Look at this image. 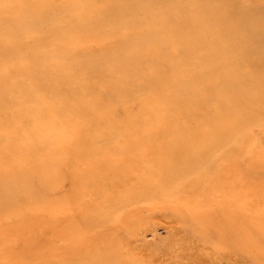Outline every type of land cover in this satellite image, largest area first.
Instances as JSON below:
<instances>
[{"label": "rangeland", "instance_id": "1", "mask_svg": "<svg viewBox=\"0 0 264 264\" xmlns=\"http://www.w3.org/2000/svg\"><path fill=\"white\" fill-rule=\"evenodd\" d=\"M0 116V179L11 183L2 177L10 165L1 161L5 149L13 162L34 165L21 168L30 174L26 183L18 180L23 195L34 194L23 200L26 211H0V264H74L81 253L88 256L79 242L82 198L69 192L80 186L82 170H93L94 153L116 144L127 147L128 157L160 150L165 163L182 159L178 147L204 165L235 155V178L250 197L242 216L253 212L264 233V0H0ZM68 138L80 139L73 147L86 161L77 162L72 151L69 167L38 168L44 155L68 157L56 155ZM191 141L203 153L193 152ZM71 167L73 175H62ZM181 200L173 203L181 214L169 226L153 219L139 246L173 248L166 264H264L261 250L254 257L235 251L230 234L200 233L206 231L200 204L188 195ZM44 203L51 207L44 210ZM97 230L96 242L109 243L110 234Z\"/></svg>", "mask_w": 264, "mask_h": 264}, {"label": "bare ground", "instance_id": "2", "mask_svg": "<svg viewBox=\"0 0 264 264\" xmlns=\"http://www.w3.org/2000/svg\"><path fill=\"white\" fill-rule=\"evenodd\" d=\"M18 104L20 105V103ZM19 108L17 110H19L18 112L20 113ZM50 109L51 112L52 109L54 108H50ZM53 111L55 112V109ZM58 111L60 110H57V112ZM61 112L62 111H60L59 113L60 116H62ZM4 113L5 112L3 111V114ZM5 114H7V111ZM46 114L48 113H45V115ZM54 114H51V116L52 115L55 116ZM45 115L39 117L38 116L35 117L34 115V117L41 118L44 117ZM59 115L55 117H59ZM9 116L11 117L12 115L10 114ZM49 116L50 115H48V117ZM78 116H80V114H78ZM7 117L8 114L6 118ZM14 117L12 119H14ZM1 122L2 121H0V123ZM68 139L69 140L65 141V143L62 146L63 149L62 152L57 150L56 153V155L62 153L68 157L63 159L60 156H55V158L53 159L52 155L49 156L44 155V162L41 163L38 168L46 170V167L51 165V168L53 167L52 168L53 170L56 165L61 163L64 164L63 167L67 168L70 166L71 164L70 162L72 161V158L69 156L72 153V151H77L73 156V158H75L77 162H80L81 164L83 161H86L87 157H84V153L82 152L80 157L79 154L80 149H78L77 147H73V145L75 144H80V139L75 141L71 139V142H70V138ZM192 143L196 144L194 146L195 148L193 152L197 154L201 153L202 150H200L201 152L197 151L198 143H196L195 141H191L190 144ZM58 144L59 143H52V145L49 147L57 149L59 147ZM126 149H127L126 146L120 147L117 144L113 148L106 149L105 151L103 149L102 150L100 149L101 151L99 153H94V155L96 156V157L94 156L96 163L94 162V164L92 165L93 170H88V168L86 167L87 169H84L80 172V176L78 177L75 176L76 178L73 177L77 180V182H79L78 180H80V186L74 185L73 189H71L69 193L71 194L79 193V195L81 196L80 198H82L81 206L82 208H84V210L82 211V214L79 217L80 220L82 219L80 221L81 224L79 223L80 228H78V230L80 229L79 242L83 247L82 252L88 251L87 252L88 256L85 258L84 256H82L83 253H81V257H83L82 262L80 263L72 262V263L74 264H166L168 263L170 257L169 255L174 252L173 248L167 247L164 252L157 251L158 249H154V247L144 248L138 245L139 242L138 235L141 234L140 232L144 231L145 229L144 227L146 225L148 224L150 225V222L153 219L159 220L160 225L169 226L171 220L174 217H176L177 212L180 211V210L178 211V208H176V206H173V203L175 202V200L178 203L183 202L181 198L187 195L190 198L195 199L198 205L200 204L199 206L201 207L200 213L202 215L199 218L201 219L203 218L204 225L206 226V231H203L201 229L200 233L204 232V234L206 233V235L209 237L212 234V232L209 231L210 229V230H216L220 238H226L227 235L230 234L236 238L235 251L240 253L242 252L241 250L244 251V249H246L247 251L249 250L248 252L250 254H252L251 252H255L256 254V252L260 250L261 252H264L263 249L264 245H261L259 243L261 242L260 241L261 237L264 238V233L262 234V236L258 233L259 232L257 226L258 219H256L255 217H251L253 212L248 213V215L242 216L243 215L242 213H244L243 208L246 203L245 202L246 198L249 200L250 197L244 196L248 194L245 193L244 190L245 191L248 190L246 187H245L246 189H244L243 183L235 178L239 175L237 171H235L236 168L235 162H237L235 155L230 154L229 156L227 154L226 155L222 154L218 159L217 161L218 165L216 166L214 164L204 165V163L202 164V162H192V160L189 159L190 157L186 155L187 153H190L191 150L190 151L184 150L185 147L182 148L178 147V149H180V155L182 159L180 158L177 159L175 163L170 161H167L166 163L160 161L159 155L161 156L163 155L160 150L156 151L153 148L152 149L145 148L143 149V152L146 153L144 156L128 157V154L126 153L127 152ZM5 153L6 155L2 158L1 161L6 162L5 164L8 165L10 164V165L8 166V169L2 173V177L3 178L6 176L9 177L11 179V183H5L2 179H0V196L5 200V201H1L0 199L1 214H2V210L18 211V209H20V212L26 211L25 209L22 208L23 200L33 199L34 194H32L33 192L32 193L28 192V196L23 195L25 193H21L18 190L19 189L18 180L25 179L24 183H26L27 179L25 177L30 174L21 172V168L34 167V165L29 166L31 165V163L27 161H24L22 163L21 162L17 163V161L13 162L12 161L14 156L12 154L13 152H11V154L8 155L7 150L5 149ZM19 155L20 154H17V156ZM150 159L152 160L149 161ZM201 165L203 166L201 167ZM189 169H193L197 171L196 173H198L199 175L196 178H194L193 176L190 177L189 173L191 171H188ZM28 170L30 172H36L34 169H28ZM74 171L75 168L73 167H71L69 171L63 169L62 175H64L65 177H70L71 175H73L72 173ZM220 174L223 176L221 177L220 180L216 181V177L219 176ZM48 176H50V174ZM211 177H214L212 181H210ZM32 180L34 182L37 181V179L35 178H32ZM77 182H73V183H77ZM252 196H254V194ZM71 200L70 202H72ZM210 204L212 207L215 206V208L211 209ZM71 206L73 208V203H71ZM41 207L44 210H46L51 206L49 204L44 203L41 205ZM183 207L184 206H182V209ZM211 210L212 213L214 214L211 213ZM47 211L46 214L51 215L52 212L55 211V209H49ZM179 213L181 214V212ZM224 213L232 214L233 216L231 218L228 215H224ZM52 215L54 216V213ZM180 219L179 218L177 219L178 222H181L179 221ZM38 220H36L35 222H37ZM39 222L40 220L38 221V223ZM158 222L156 224H158ZM75 224L77 225V222ZM1 226L3 227V225ZM26 226L28 228V225ZM26 226H24V229ZM245 228H247V230L250 232L246 236H245V232H246ZM260 228L262 227L260 226ZM97 229H100L105 234L106 233L110 234L109 243L99 244L98 242H96L97 241L96 231H98ZM75 232L72 231L70 234H73ZM1 233L4 232H0V234ZM226 233L227 235L225 236ZM241 233L243 234V237L240 236ZM207 236H204L205 237L204 240H206ZM65 237L67 238V236ZM118 237H120V241L119 243H116V239ZM88 238H91L93 241L89 243ZM30 240L31 239H29V241ZM24 241L26 240L23 239L22 242L25 243ZM31 241L28 243H31ZM33 241L35 242V240ZM95 243L97 245L96 248L92 247L91 249H89L88 246L89 245L94 246ZM8 244L10 245V243ZM26 244L27 243H25V245ZM15 245L17 247V245L19 244H15ZM28 245L29 244H27L26 246ZM261 246L262 248H260ZM10 247L16 250L15 247L11 245ZM22 249H24V247L19 248V250ZM93 249L96 250L97 253L94 254L89 253ZM248 252L247 254H249ZM32 253L34 254V252ZM160 257H164V261H159ZM254 261L256 263V260ZM64 263L62 262V264Z\"/></svg>", "mask_w": 264, "mask_h": 264}]
</instances>
